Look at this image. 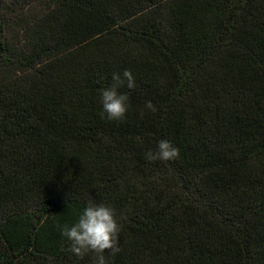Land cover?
I'll return each instance as SVG.
<instances>
[{"label":"trees","instance_id":"16d2710c","mask_svg":"<svg viewBox=\"0 0 264 264\" xmlns=\"http://www.w3.org/2000/svg\"><path fill=\"white\" fill-rule=\"evenodd\" d=\"M89 201L108 264H264V0H0V264H94L61 234Z\"/></svg>","mask_w":264,"mask_h":264},{"label":"clouds","instance_id":"9594fccd","mask_svg":"<svg viewBox=\"0 0 264 264\" xmlns=\"http://www.w3.org/2000/svg\"><path fill=\"white\" fill-rule=\"evenodd\" d=\"M127 81V88L135 87L134 78L129 70L122 75L112 74V84L99 90V103L102 107L101 117L105 114L109 120H121L125 117L129 108V97L121 93L119 89ZM155 111L149 101L145 105ZM179 149L174 147L168 140H160L156 150L148 151L146 159L149 161H170L178 158ZM121 228L116 218L115 209L106 203L89 201L78 220L71 226H61V234L70 242L69 251L83 258L86 254L95 253L94 264H108L105 251L116 255L121 251L119 246V234Z\"/></svg>","mask_w":264,"mask_h":264}]
</instances>
